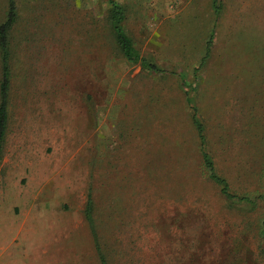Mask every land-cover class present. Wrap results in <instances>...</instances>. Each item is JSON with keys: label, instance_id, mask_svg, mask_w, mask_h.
<instances>
[{"label": "rangeland", "instance_id": "obj_1", "mask_svg": "<svg viewBox=\"0 0 264 264\" xmlns=\"http://www.w3.org/2000/svg\"><path fill=\"white\" fill-rule=\"evenodd\" d=\"M16 0L0 264H264V0ZM4 16L0 0V21ZM212 37L207 57L204 47ZM181 77L184 85H181ZM214 174L201 165L190 104Z\"/></svg>", "mask_w": 264, "mask_h": 264}, {"label": "trees", "instance_id": "obj_2", "mask_svg": "<svg viewBox=\"0 0 264 264\" xmlns=\"http://www.w3.org/2000/svg\"><path fill=\"white\" fill-rule=\"evenodd\" d=\"M109 8L106 14V23L113 35L115 44L121 53L122 57L127 63L137 64L143 70L154 72L157 74L164 73L163 69L158 68L154 63L150 62L144 57H141L137 49L134 47L131 39L125 34L122 23L124 20V9L122 6L116 4L112 0H107ZM4 16L0 21V156L4 144L7 123H8V95L10 89V55H11V33L18 19V11L16 0H3ZM212 8L214 17L217 18L220 11L221 5L216 1L212 0ZM212 37L209 36L204 47V56L201 59L199 65L193 69L195 73L203 64V61L207 57ZM181 85H184L181 77H178ZM186 103L190 104V123L193 127L195 137L197 140L198 152L200 155L201 165L206 171L207 176L212 181L220 184L222 187L220 193L224 196L227 201L236 202H249L252 201L248 198L235 197L229 193L227 184L224 180L220 179L214 174V168L211 162L209 153L206 151V140L204 135V128L197 108L192 105L191 100L187 98ZM83 219L88 227L93 248L98 258L99 264H107L106 256L101 250L100 242L94 227L93 219V203L90 190H87L86 201L83 207ZM262 234L264 235V223L262 224Z\"/></svg>", "mask_w": 264, "mask_h": 264}]
</instances>
